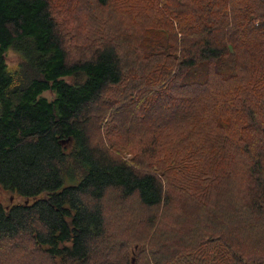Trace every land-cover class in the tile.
I'll use <instances>...</instances> for the list:
<instances>
[{
	"label": "trees",
	"instance_id": "1",
	"mask_svg": "<svg viewBox=\"0 0 264 264\" xmlns=\"http://www.w3.org/2000/svg\"><path fill=\"white\" fill-rule=\"evenodd\" d=\"M0 190V264H264V0H0Z\"/></svg>",
	"mask_w": 264,
	"mask_h": 264
},
{
	"label": "rangeland",
	"instance_id": "2",
	"mask_svg": "<svg viewBox=\"0 0 264 264\" xmlns=\"http://www.w3.org/2000/svg\"><path fill=\"white\" fill-rule=\"evenodd\" d=\"M8 61H9L10 64L14 63L15 62V55L9 54ZM44 94L46 96H48V97H51L52 96L51 93L48 92V91L45 92ZM125 157L128 159L129 158V155L126 154ZM132 200L134 201L133 198H132ZM19 201H21L20 198H14L12 202H19ZM133 201L127 203V205H131L134 208V210L136 211V210H138V208L137 209L135 208ZM0 202H2L4 204L5 203L6 204L9 203L8 202V194H6L5 192H3L1 190H0ZM113 212H116V211L114 210ZM136 213L137 212H135V214ZM125 218L128 220V218H131V217L130 216H125ZM114 220H115L114 218H110V220H109V223H108V233H110L112 236H115L117 238H120V237H128L130 230L133 229V225L126 224V220L123 219V218L121 219V221H118L117 224L113 222ZM123 224L127 225V227H128L127 229H129V230L123 229ZM123 250H124L123 253L124 252H128V249L125 248V247H123Z\"/></svg>",
	"mask_w": 264,
	"mask_h": 264
},
{
	"label": "water",
	"instance_id": "3",
	"mask_svg": "<svg viewBox=\"0 0 264 264\" xmlns=\"http://www.w3.org/2000/svg\"><path fill=\"white\" fill-rule=\"evenodd\" d=\"M134 261H135V258H134V256H133V257H131V262H130V264H134Z\"/></svg>",
	"mask_w": 264,
	"mask_h": 264
}]
</instances>
